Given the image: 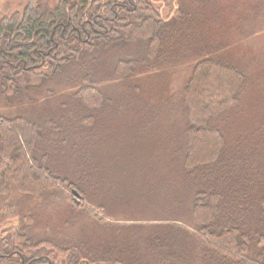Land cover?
<instances>
[{
	"label": "rangeland",
	"instance_id": "rangeland-1",
	"mask_svg": "<svg viewBox=\"0 0 264 264\" xmlns=\"http://www.w3.org/2000/svg\"><path fill=\"white\" fill-rule=\"evenodd\" d=\"M26 1L0 0V17ZM37 2L52 6L56 0ZM154 6L168 20L167 37L160 51L138 62L130 75L113 77L112 62L123 52L139 54L141 60L139 47L116 45L90 54L86 69L74 62L63 74L0 95V115L25 114L42 122L32 154L45 155L46 165L66 180H54L55 187L37 196L11 190L1 204L13 205L17 216L0 229L22 230L34 241L49 239L58 247L78 244L89 255L88 247L103 252V245L117 246L122 251L109 255L123 261L130 247L140 264L156 263L166 251L161 242L157 247L159 234L169 233V245L184 249L183 264H210L211 256L224 264L227 257L207 250L196 236L199 223L191 209L200 189L208 205L216 184L220 195H246V203L232 204L236 195L227 203L248 216V233L237 238L234 249L242 245L249 258L263 259L264 238L254 231L264 233V0H154ZM205 57L231 63L243 77L236 99L211 119L224 137L221 162L227 173L214 174L218 182L187 172L182 164L183 87ZM83 78L102 92L97 107L88 108L78 98ZM44 116L53 122L41 121ZM220 214L219 206L210 231L224 226Z\"/></svg>",
	"mask_w": 264,
	"mask_h": 264
},
{
	"label": "trees",
	"instance_id": "trees-1",
	"mask_svg": "<svg viewBox=\"0 0 264 264\" xmlns=\"http://www.w3.org/2000/svg\"><path fill=\"white\" fill-rule=\"evenodd\" d=\"M167 21L156 10L154 0H56L52 6L27 0L20 9L0 17V95L17 93L49 76L63 74V70L74 62H82L86 69L85 60H89L90 54L97 50L116 45L138 46L141 60L135 53L115 54L111 71L113 77L121 79L130 75L143 58H152L156 51H160L159 46L168 34ZM241 79L242 73L231 63L205 57L197 62L184 84L187 120L182 164L187 172L197 171L196 174L200 173L207 179H214V174L224 177L227 173L224 159L221 162L224 137L220 128L211 124V119L228 102L236 99ZM82 80L85 84L79 88L78 98L88 108L97 107L103 99L101 90L91 84L89 78ZM44 118L41 117V121L53 122L48 117ZM38 123L43 126L42 122L25 114L15 117L0 115V228L1 224L10 222L8 219L17 216L13 205L1 204L11 190L37 196L55 187L54 180L66 181L46 165L45 155L38 158L32 154L41 131ZM214 180L218 182V179ZM214 194L220 195L216 184L211 188L208 205L202 202L203 189L197 191L192 199V214L199 223L196 236L207 250L226 256L224 264H264V258H249L242 245L234 249L237 238L248 233V216L230 210L227 203L234 195L237 199L232 204L246 203V195L233 193L227 196L224 193L215 197ZM223 201L228 208L226 210ZM218 204L224 226L213 232L209 230V223L216 207L218 211ZM261 205L264 216V198ZM254 233L258 238H264V233L257 229ZM166 237L169 238V233L159 234L157 247L161 242L166 251L162 254L155 249L162 254L155 258V264H168L169 259L183 264L184 249L175 242L169 245ZM34 240L22 230H1L0 264H140L132 256L130 247L128 259L123 261L109 255L122 251L117 246L103 245V252H95L88 247L86 249L92 252L89 255L84 254L78 244L58 247L49 239ZM207 261L219 264L214 256Z\"/></svg>",
	"mask_w": 264,
	"mask_h": 264
},
{
	"label": "water",
	"instance_id": "water-1",
	"mask_svg": "<svg viewBox=\"0 0 264 264\" xmlns=\"http://www.w3.org/2000/svg\"><path fill=\"white\" fill-rule=\"evenodd\" d=\"M72 192L75 193V194L77 193L76 190H72Z\"/></svg>",
	"mask_w": 264,
	"mask_h": 264
},
{
	"label": "flooded vegetation",
	"instance_id": "flooded-vegetation-1",
	"mask_svg": "<svg viewBox=\"0 0 264 264\" xmlns=\"http://www.w3.org/2000/svg\"><path fill=\"white\" fill-rule=\"evenodd\" d=\"M44 264H46V263H44Z\"/></svg>",
	"mask_w": 264,
	"mask_h": 264
}]
</instances>
